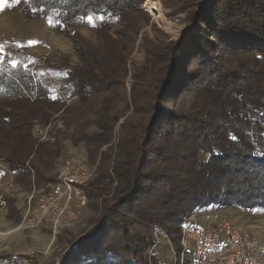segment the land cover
I'll use <instances>...</instances> for the list:
<instances>
[{"label": "trees", "instance_id": "1", "mask_svg": "<svg viewBox=\"0 0 264 264\" xmlns=\"http://www.w3.org/2000/svg\"><path fill=\"white\" fill-rule=\"evenodd\" d=\"M145 1L29 0L25 18L64 31L80 63L35 72L22 52L0 68V159L17 185L53 181L61 140L38 143L33 127L60 111L71 143L99 160L84 188L96 215L59 264H148L152 232L177 236L195 209L264 210V0H160L186 15L184 31L170 42L142 33V59L128 63ZM89 17L97 48L69 32Z\"/></svg>", "mask_w": 264, "mask_h": 264}, {"label": "rangeland", "instance_id": "2", "mask_svg": "<svg viewBox=\"0 0 264 264\" xmlns=\"http://www.w3.org/2000/svg\"><path fill=\"white\" fill-rule=\"evenodd\" d=\"M147 1L153 2L156 5V9H148L150 6H145ZM14 4L17 8L14 7L15 9L13 12H7L10 16L5 23L6 26L14 28L21 25L22 28L20 29L23 31L22 34L20 32V34L15 33L16 36L12 37L15 44L13 47H11L10 42L11 36L9 38L5 37V40L7 41L0 37L3 43L2 49L0 50V58L6 56L11 60H17V57L27 47L35 46L33 43L36 41L40 42L44 47L46 44V47L45 49L43 48L44 52L40 57H34V64H28L30 68L34 67L35 72H41L43 64L49 63L53 65L60 62L61 59H67L70 65H79L80 62L74 52V44L64 31H57L54 29V26H50V20H48V22L43 21L41 18L35 16L31 20H27L22 13V8L25 4L24 0H20L19 3L14 1L13 5ZM142 9L145 13L143 19L146 24L144 25L143 30L140 31L138 39H136L135 48L129 56L128 63H130L129 61L134 63L139 62L142 59V55L139 53V43L142 33L147 34L149 39H152L155 35H160V37L164 38L167 42H170L176 40L177 37H180V34L185 29L182 22L186 15L173 13V11L167 9L160 0H146L142 5ZM99 21L100 19L89 17L84 21L75 24L70 28L69 32L78 36L82 43L97 48L102 45V40L99 34L95 31ZM3 25L4 23L2 26ZM122 31L123 26L121 23H118L106 32V38L110 42H120L118 33ZM0 35H2L1 31ZM128 79L129 76L127 77V82ZM58 95L60 94L57 91L52 93L53 99H57ZM65 98L70 100V106L76 103V96L70 91L67 92ZM64 118L66 117H63V114L60 111L57 115H54L50 121L53 136H58L61 140L63 147L62 156L70 155L79 147L86 148L83 144L73 145L71 143L69 139L71 131L65 128ZM59 129H61V134L58 133ZM89 131L92 132L94 130L91 128ZM114 135H116V133H114ZM105 148L106 147L102 148V150ZM98 162L99 160L97 159L95 163H90V165L95 168L93 179L96 176ZM56 174V169H54L53 173L50 175L53 179L52 182L39 186L32 183L29 189L20 187L15 183L14 179L11 181L9 175L7 173L5 174V187H2L5 191L0 192L1 198H4L7 202L3 209L0 207V256L4 254L13 255L27 253L34 255V261L36 264H59L60 259L66 251L69 250L71 246L70 242L73 238L79 236V234L87 229L89 224L93 221L96 214L94 209L89 207L88 201V206L81 211L78 219L72 223L70 227L65 229L53 232L48 221L36 231H29L20 225L23 214L26 212L28 205L33 204L34 197L38 193L46 190L55 182ZM226 208L223 207L221 209L220 207H217V210L233 227L238 230L240 229L235 225L245 228L240 230L243 235L249 234L250 236L264 237V210H245L232 207L231 210H235L236 212L235 216H233L229 215V212L225 210ZM162 233L167 236L166 238H161L159 240L160 244L156 251L152 253V260H150L149 253L154 244L152 245L147 255L148 264H150V261L153 262L156 253L166 264H170L169 255L166 254L169 252L167 246L170 244L176 252L180 249V231L177 236L173 233H166L164 231H162ZM152 240L155 242L153 232Z\"/></svg>", "mask_w": 264, "mask_h": 264}, {"label": "built area", "instance_id": "3", "mask_svg": "<svg viewBox=\"0 0 264 264\" xmlns=\"http://www.w3.org/2000/svg\"><path fill=\"white\" fill-rule=\"evenodd\" d=\"M2 44L0 39V50ZM64 103L65 107L71 104L67 99H64ZM33 134L38 143L54 141L50 123L46 126L35 125ZM5 169L8 170L0 159V187L4 183ZM55 169V182L38 193L23 214L21 224L29 231L38 230L46 221L53 232L70 227L88 206L84 188L93 179L95 168L90 165L87 149L79 147L70 155L62 156ZM3 206L0 196V207ZM179 231V251H174L170 244L167 246L170 264H264V237L243 235L221 216L216 206L198 208L188 213ZM153 236L155 242L153 251L151 248L149 253L150 260L160 244L159 240L167 235L154 230ZM34 260V255L27 253L0 256V264H36ZM150 264L166 263L156 253Z\"/></svg>", "mask_w": 264, "mask_h": 264}, {"label": "crops", "instance_id": "4", "mask_svg": "<svg viewBox=\"0 0 264 264\" xmlns=\"http://www.w3.org/2000/svg\"><path fill=\"white\" fill-rule=\"evenodd\" d=\"M14 1L16 0H0V4H3V7H0V31L2 32V35H0V37L5 40V37H10V42H11V47H13L14 44V39L12 38L13 36H16L15 33L17 34H22V31L20 28H22L21 25H18L17 27H10V26H6V20L9 18L10 15L7 14V12L11 11L13 12V10L17 7H15V4L13 5ZM15 7V8H14ZM4 23V25L2 26V24ZM6 27V29H5ZM20 32V33H19ZM7 41V40H5ZM35 46L33 47H27L23 52L26 55H30L33 56L35 58L40 57V55L44 52L43 48L45 49L44 45L40 44V43H35ZM18 62V60H11L10 58H7L6 56H3L2 58H0V68H3L4 66H8V65H15ZM30 67V66H28ZM31 71H33L34 67L30 68ZM7 167V166H6ZM8 168V167H7ZM5 173H7L9 175V179L12 181L14 179L13 175L11 174V172L9 171V169H5L4 171ZM4 185V184H3ZM5 187V185H4ZM1 192V190H0ZM6 201V200H5ZM222 209V208H221ZM232 208H226L225 210L229 212V215H233L235 216L236 212L235 210H231ZM236 227H238L240 230L241 229H245L239 225H235ZM167 254V253H166ZM12 254H4L2 256H10Z\"/></svg>", "mask_w": 264, "mask_h": 264}, {"label": "bare ground", "instance_id": "5", "mask_svg": "<svg viewBox=\"0 0 264 264\" xmlns=\"http://www.w3.org/2000/svg\"><path fill=\"white\" fill-rule=\"evenodd\" d=\"M145 6H150V8H148V9H151V10H155L156 9V5L153 2H151V1H147ZM3 184H2V186L0 188L4 187ZM1 200L4 202V206L1 207V209H3L6 206V201L4 200V198H1ZM20 225L22 226V224H20Z\"/></svg>", "mask_w": 264, "mask_h": 264}, {"label": "snow or ice", "instance_id": "6", "mask_svg": "<svg viewBox=\"0 0 264 264\" xmlns=\"http://www.w3.org/2000/svg\"><path fill=\"white\" fill-rule=\"evenodd\" d=\"M5 2H6V0H5ZM16 2L19 3L20 0H16ZM28 2H29V0H24V3H28ZM0 7H3V4H0Z\"/></svg>", "mask_w": 264, "mask_h": 264}]
</instances>
